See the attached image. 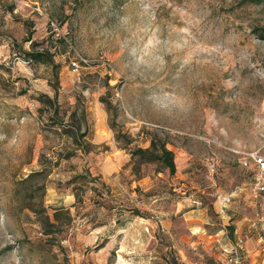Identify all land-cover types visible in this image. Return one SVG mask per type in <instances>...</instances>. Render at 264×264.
I'll return each mask as SVG.
<instances>
[{
    "label": "rangeland",
    "instance_id": "1",
    "mask_svg": "<svg viewBox=\"0 0 264 264\" xmlns=\"http://www.w3.org/2000/svg\"><path fill=\"white\" fill-rule=\"evenodd\" d=\"M152 140L174 174L132 154ZM252 152L264 157V0H0V264H139L131 228L116 231L141 213L127 207L173 183L207 206L251 190ZM143 177L149 195L130 187Z\"/></svg>",
    "mask_w": 264,
    "mask_h": 264
},
{
    "label": "crops",
    "instance_id": "2",
    "mask_svg": "<svg viewBox=\"0 0 264 264\" xmlns=\"http://www.w3.org/2000/svg\"><path fill=\"white\" fill-rule=\"evenodd\" d=\"M112 166L118 171L122 164H110V168ZM155 179L131 178L130 187L140 188L149 195ZM181 186L175 187L173 183L175 194L152 193L148 202H136L135 207H127V214L140 208L137 216L117 218V234L131 228L137 239V251L127 253L131 254L127 257L143 259L139 264H167L163 257L168 244L173 249L176 264H234L230 261L234 258L232 252L236 253L237 264H264V246L257 239L256 200L259 197L251 190L239 189L219 196L207 206L200 202L198 188L192 187L193 191L187 195L186 191H181ZM119 190L117 188L115 195L121 194ZM137 194L133 190L129 196L135 200ZM224 197L230 200L225 203ZM117 208L115 206L113 211ZM115 252L117 258L126 256L118 248ZM196 254L205 256L207 262L197 260Z\"/></svg>",
    "mask_w": 264,
    "mask_h": 264
},
{
    "label": "trees",
    "instance_id": "3",
    "mask_svg": "<svg viewBox=\"0 0 264 264\" xmlns=\"http://www.w3.org/2000/svg\"><path fill=\"white\" fill-rule=\"evenodd\" d=\"M262 0H242L244 3H253L257 4ZM25 56L31 61H47L49 62L53 68H55V64L52 58L47 55V51H37L35 49H30L29 51H24ZM62 124V123H61ZM133 155H139L140 157H147L150 161L160 162L164 168H166L169 174L175 173V164H174V156L173 152L168 150L163 142L156 143L155 141H151L150 147L146 149L137 148L133 151ZM41 172L31 173L28 177L29 179L34 177L35 175H39ZM34 212L38 213L43 221H48L47 215H44V211L42 210H34ZM59 214L55 212L54 218L58 220Z\"/></svg>",
    "mask_w": 264,
    "mask_h": 264
},
{
    "label": "built area",
    "instance_id": "4",
    "mask_svg": "<svg viewBox=\"0 0 264 264\" xmlns=\"http://www.w3.org/2000/svg\"><path fill=\"white\" fill-rule=\"evenodd\" d=\"M73 66H76V63H72ZM242 165L246 168L249 166L256 167L257 173L253 177V187L251 189L255 197H261L264 199V157L259 156L257 153H247L242 160ZM230 199L229 197H224L223 201L226 203ZM196 203V202H194ZM234 258H230V261H233L234 264H237L236 253L232 252Z\"/></svg>",
    "mask_w": 264,
    "mask_h": 264
},
{
    "label": "bare ground",
    "instance_id": "5",
    "mask_svg": "<svg viewBox=\"0 0 264 264\" xmlns=\"http://www.w3.org/2000/svg\"><path fill=\"white\" fill-rule=\"evenodd\" d=\"M98 136L103 137L104 136V132L100 130L99 133H98Z\"/></svg>",
    "mask_w": 264,
    "mask_h": 264
}]
</instances>
